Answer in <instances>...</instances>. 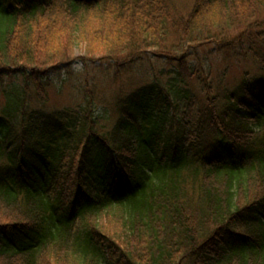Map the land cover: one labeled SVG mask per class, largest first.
Instances as JSON below:
<instances>
[{"label": "trees", "instance_id": "1", "mask_svg": "<svg viewBox=\"0 0 264 264\" xmlns=\"http://www.w3.org/2000/svg\"><path fill=\"white\" fill-rule=\"evenodd\" d=\"M79 43L112 82L176 62L100 130L47 109ZM0 264H264V0H0Z\"/></svg>", "mask_w": 264, "mask_h": 264}, {"label": "rangeland", "instance_id": "2", "mask_svg": "<svg viewBox=\"0 0 264 264\" xmlns=\"http://www.w3.org/2000/svg\"><path fill=\"white\" fill-rule=\"evenodd\" d=\"M202 52L200 54H203ZM84 53H86V48L83 44L79 43V46L74 52L75 60L69 68L70 74H67V72L61 73V76L67 79V81H56L49 88V104L47 109L50 111L59 110L63 107L78 106V104H82L83 102V99H81L83 92H87L88 95L92 93L90 95H92L93 107L96 109L97 114L102 117V120H104L99 123L100 130L107 128L115 120L116 112L115 109H112V106L117 98H122L128 92L131 88L129 86L130 82L135 81L139 76H146L145 81L148 78L151 79L154 75L160 77L158 74L160 70L165 71L166 69L173 68L171 65L172 62H176L173 57L167 60L169 63L167 64L162 61L163 56L160 58L157 55L155 59L151 56L149 59L145 58L142 61L144 65L140 64V62H135L128 68L130 69L129 71L121 70L118 80L112 82L113 74L118 70L113 67V61L111 63L107 60L102 62L91 61L85 65L82 60ZM209 59L211 58H207V61ZM210 63L212 66L214 87L219 92L223 90L231 91L240 82L245 72H249L250 76L255 72L246 63L241 62L240 65H235L236 63L234 62L231 67H228V73L220 79V73L228 65L217 59H211ZM150 69L153 74L149 71ZM168 78H171V75L167 76V78H162L161 81L167 82Z\"/></svg>", "mask_w": 264, "mask_h": 264}]
</instances>
